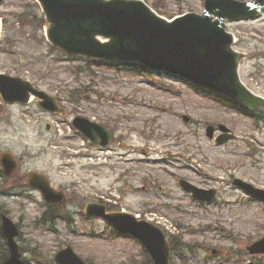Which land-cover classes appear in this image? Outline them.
Instances as JSON below:
<instances>
[{
  "label": "rangeland",
  "instance_id": "374dc122",
  "mask_svg": "<svg viewBox=\"0 0 264 264\" xmlns=\"http://www.w3.org/2000/svg\"><path fill=\"white\" fill-rule=\"evenodd\" d=\"M145 1L167 18L203 8V0ZM0 18V71L29 79L65 109L63 114L43 112L34 96L25 105L0 104V153L21 159V173L42 171L54 186L67 189L71 202L66 208L74 217L73 228L61 218L46 217L37 192L0 196V208L19 229L22 264H55L56 252L67 245L90 264H150L132 238L110 234L102 218L79 215L86 202L111 197L109 191L117 193L119 208L147 213L145 219L163 228L176 248L171 264H252L245 248L264 237V207L246 200L230 182L240 178L264 189V117L254 125L165 76L160 80L172 90L151 76L63 57L45 39L46 21L34 0H4ZM226 29L236 37L234 48L243 53L241 80L264 96V11L252 19L226 21ZM74 115L107 125L114 140L105 149L86 141L83 146L76 131L69 133L60 124ZM207 123H223L236 136L216 144L205 134ZM78 147H83L80 153L102 155L100 162L89 164L75 156ZM134 157L135 162L129 161ZM177 179L214 187L217 195L201 205L181 190ZM10 187L0 168V192ZM3 241L0 236V250ZM252 259L264 264V254Z\"/></svg>",
  "mask_w": 264,
  "mask_h": 264
},
{
  "label": "water",
  "instance_id": "95a60500",
  "mask_svg": "<svg viewBox=\"0 0 264 264\" xmlns=\"http://www.w3.org/2000/svg\"><path fill=\"white\" fill-rule=\"evenodd\" d=\"M2 0H0L1 2ZM49 24L46 33L53 45L68 53L122 60L138 61L196 80L234 98L244 107L254 110L264 107V99L251 93L236 73L240 54L232 49V35L225 31L224 20L256 16L264 9V0H205L201 14L187 13L168 20L153 11L143 0H38ZM102 36L106 40L98 38ZM42 97L41 105L56 110L54 100L34 89L28 81L0 74V94L4 100L26 102L28 92ZM75 125L101 144L109 139L103 126L83 117L74 119ZM211 131V129H210ZM33 186L42 193L54 195L43 178L32 173ZM264 199V194L250 185L235 181ZM186 188L189 186L185 182ZM90 212L104 214L117 226L141 237L153 257L154 264H168L169 246L161 230L144 221H136L129 214H105L102 208ZM131 223V227L127 226ZM3 231L8 238L11 260L20 253L13 239L17 230L3 217ZM140 229V230H139ZM264 251V239L250 248ZM58 264H85L68 247L55 256Z\"/></svg>",
  "mask_w": 264,
  "mask_h": 264
},
{
  "label": "flooded vegetation",
  "instance_id": "af4514ba",
  "mask_svg": "<svg viewBox=\"0 0 264 264\" xmlns=\"http://www.w3.org/2000/svg\"><path fill=\"white\" fill-rule=\"evenodd\" d=\"M11 182L14 184V185H19L20 183H23L25 184V177L20 175L19 173H17L16 175H12L11 176Z\"/></svg>",
  "mask_w": 264,
  "mask_h": 264
}]
</instances>
